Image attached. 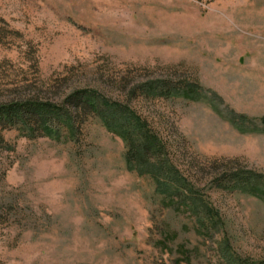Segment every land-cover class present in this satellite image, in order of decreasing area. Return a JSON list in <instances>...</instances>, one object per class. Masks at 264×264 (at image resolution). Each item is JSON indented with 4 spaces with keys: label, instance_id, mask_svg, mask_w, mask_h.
Wrapping results in <instances>:
<instances>
[{
    "label": "rangeland",
    "instance_id": "rangeland-1",
    "mask_svg": "<svg viewBox=\"0 0 264 264\" xmlns=\"http://www.w3.org/2000/svg\"><path fill=\"white\" fill-rule=\"evenodd\" d=\"M164 81L207 98L143 95ZM85 90L140 115L200 205L130 171L87 113L74 136L7 130L0 264L264 262V0H0V104L64 107ZM234 172L259 192L234 189Z\"/></svg>",
    "mask_w": 264,
    "mask_h": 264
},
{
    "label": "trees",
    "instance_id": "trees-1",
    "mask_svg": "<svg viewBox=\"0 0 264 264\" xmlns=\"http://www.w3.org/2000/svg\"><path fill=\"white\" fill-rule=\"evenodd\" d=\"M141 89L143 95L151 99L181 98L196 102L207 98L194 83L172 85L165 81L148 82ZM66 103L61 107L31 99L0 104V145L4 143L2 132L12 129L21 130L27 137L33 138H53L63 129L74 136L81 114L87 113L99 119L109 132L122 139L126 145L125 159L130 171L149 176L166 197L177 199L179 207L192 211L197 209L200 204H197L198 199L193 198L192 184L189 185L165 154V147L159 136L131 107L110 101L92 90L74 93L67 98ZM232 181L234 189L251 194L259 192L250 173L234 172Z\"/></svg>",
    "mask_w": 264,
    "mask_h": 264
}]
</instances>
